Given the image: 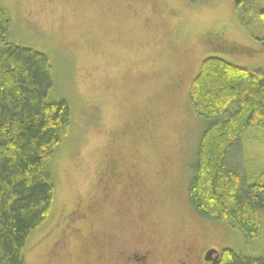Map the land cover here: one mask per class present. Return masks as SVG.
<instances>
[{
    "label": "rangeland",
    "instance_id": "rangeland-1",
    "mask_svg": "<svg viewBox=\"0 0 264 264\" xmlns=\"http://www.w3.org/2000/svg\"><path fill=\"white\" fill-rule=\"evenodd\" d=\"M236 2L0 0L11 40L50 56L49 99L63 98L71 110L50 163L55 204L26 241L24 264H86L97 239H109L106 256L112 244H126L138 253L150 248L159 264H177L168 259L190 246L196 254L208 247L262 253L264 213L260 236L248 241L198 214L187 194L203 128L189 91L204 57L264 66V0ZM256 135L242 133L250 182L264 168V139Z\"/></svg>",
    "mask_w": 264,
    "mask_h": 264
},
{
    "label": "trees",
    "instance_id": "trees-1",
    "mask_svg": "<svg viewBox=\"0 0 264 264\" xmlns=\"http://www.w3.org/2000/svg\"><path fill=\"white\" fill-rule=\"evenodd\" d=\"M244 11L237 15L249 29ZM11 26L0 4V264H24L26 241L55 204L50 163L68 135L71 110L67 100L49 99L50 56L13 42ZM189 94L203 121L189 164V204L255 240L264 213V168L250 182L240 153L242 133L264 139V69L204 57ZM213 264H264V249L252 256L223 248Z\"/></svg>",
    "mask_w": 264,
    "mask_h": 264
},
{
    "label": "flooded vegetation",
    "instance_id": "flooded-vegetation-1",
    "mask_svg": "<svg viewBox=\"0 0 264 264\" xmlns=\"http://www.w3.org/2000/svg\"><path fill=\"white\" fill-rule=\"evenodd\" d=\"M104 172V171H103ZM113 173V172H111ZM105 183L103 180V185L101 183V186L103 187L104 194L105 189H108L110 178L113 176L109 174L108 172L105 174ZM103 176V175H102ZM100 176V177H102ZM77 211H73V214H76ZM120 239H122V235H119ZM108 243L109 239H97V243L93 245L95 248L91 254L87 257L85 263L86 264H159L160 256L156 254L155 252H152L150 248H147L144 253H138L135 251L134 248H127L126 244H123V248L118 250L116 249V245L112 244V250L110 251V254L106 256L104 248H105V242ZM81 246V245H80ZM84 246V245H83ZM110 247V246H109ZM87 248L90 249L89 245L85 243V248L79 249V254L84 255L87 251ZM136 248V247H135ZM213 248V247H212ZM211 247L205 248L202 250L200 254L195 253V249L193 247H185L184 251H180L174 256L170 257L168 261L177 262V264H200L201 261L205 264H213L218 261L217 260H207L205 259V256L209 250L212 249ZM140 249V248H136ZM218 250V249H217ZM219 252V250H218ZM121 255V256H120ZM215 253H212L211 257H214ZM220 256V252H219ZM210 257V256H209Z\"/></svg>",
    "mask_w": 264,
    "mask_h": 264
},
{
    "label": "water",
    "instance_id": "water-1",
    "mask_svg": "<svg viewBox=\"0 0 264 264\" xmlns=\"http://www.w3.org/2000/svg\"><path fill=\"white\" fill-rule=\"evenodd\" d=\"M212 253H215L214 257H211ZM210 256V257H209ZM219 257V252L216 248H212L211 250H209L205 256V259L207 260H217V258Z\"/></svg>",
    "mask_w": 264,
    "mask_h": 264
},
{
    "label": "crops",
    "instance_id": "crops-1",
    "mask_svg": "<svg viewBox=\"0 0 264 264\" xmlns=\"http://www.w3.org/2000/svg\"><path fill=\"white\" fill-rule=\"evenodd\" d=\"M259 68L264 69V66H261V67H259Z\"/></svg>",
    "mask_w": 264,
    "mask_h": 264
}]
</instances>
